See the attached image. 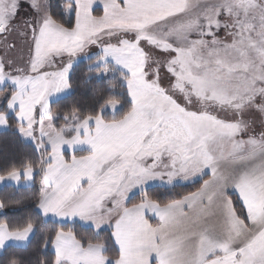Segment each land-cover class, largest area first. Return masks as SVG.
Returning <instances> with one entry per match:
<instances>
[{"label": "snow or ice", "instance_id": "6c2138e0", "mask_svg": "<svg viewBox=\"0 0 264 264\" xmlns=\"http://www.w3.org/2000/svg\"><path fill=\"white\" fill-rule=\"evenodd\" d=\"M30 6L28 67L0 60V128L14 118L38 157L0 183L38 174L40 189L33 215L0 220V264H25L7 254L33 242L37 264H264V131L244 138L250 116L264 120V0H68L69 26L50 0ZM20 7L0 0V34ZM80 62L89 81L115 83L61 125L52 98L72 93ZM197 178L179 199L149 194Z\"/></svg>", "mask_w": 264, "mask_h": 264}, {"label": "trees", "instance_id": "16d2710c", "mask_svg": "<svg viewBox=\"0 0 264 264\" xmlns=\"http://www.w3.org/2000/svg\"><path fill=\"white\" fill-rule=\"evenodd\" d=\"M53 5L52 11L54 17L66 26L74 23V14H69L65 10L67 6L66 0H50ZM64 14L61 15V12ZM97 14H101L98 10ZM87 64L84 62L78 63L77 70L72 77V93L68 95L67 99H59L58 102L51 104L53 113L60 117L57 120L58 124H63L62 117L68 114V110L72 105H77L85 112L90 111L95 104V101L102 95L111 94L109 89L111 83L109 79L102 81L92 79L88 80L89 73L86 71ZM114 92H121L123 89L117 87L113 89ZM4 95V93H0ZM10 128L6 131L0 132V174H3L6 170L11 169L13 166H20V164L27 160H35L38 157V153L34 151V145L25 143L20 135L14 131L16 122L14 118L9 120ZM79 154V153H78ZM207 176L203 177L206 179ZM40 175H36L32 185L30 187L14 188L12 186H4L0 188V201L5 204L4 209H0V220H7L10 223L21 222L29 215H33V210L39 197L40 189ZM203 179L195 181L193 184L175 185L174 187L165 188L162 186L149 187V194L156 198L162 199L167 202L171 199H179L190 192H195L203 183ZM238 210L242 205L238 201L237 197L230 194ZM140 196H134L131 198L129 206L132 203H138ZM48 227L56 226L54 221L51 220ZM80 234L88 237L90 232L85 229H79ZM107 238V232L101 233L100 239L105 240ZM43 249H38L36 243L33 242L31 247L27 251H21L18 249H10L7 255L11 256L15 252L18 256H22L25 259V264H37L38 260L44 259ZM48 258L51 259L53 252L49 248ZM111 254V253H110Z\"/></svg>", "mask_w": 264, "mask_h": 264}, {"label": "rangeland", "instance_id": "374dc122", "mask_svg": "<svg viewBox=\"0 0 264 264\" xmlns=\"http://www.w3.org/2000/svg\"><path fill=\"white\" fill-rule=\"evenodd\" d=\"M20 4L21 7L19 9V14L16 17L14 26L8 33L0 34V60H3L6 65L10 64V66L6 67V71L8 72H13L16 68H27L30 56L32 54L33 45H32L30 29L26 28L24 22L25 20H31L34 18V10L30 6V0H20ZM219 35L222 39L226 38V33L224 31H221ZM89 51L95 52L96 48L93 47ZM2 97L3 95H0V98ZM52 99L53 101H57L61 98L53 97ZM249 119L251 120V127L249 131L246 134H244V138H247L248 135H259L261 131H264V120H262L259 114H253L252 116L249 117ZM5 130L7 129L0 128V131H5ZM22 140L28 144L32 143L29 142L27 138H22ZM198 180L201 179L197 178L195 181ZM193 183L194 182L192 181H188V182L179 181L175 185L193 184ZM154 186L159 187L161 185L157 181L151 184L150 187H154ZM137 195L141 196V194L139 193H137L135 196Z\"/></svg>", "mask_w": 264, "mask_h": 264}, {"label": "crops", "instance_id": "0c3cea01", "mask_svg": "<svg viewBox=\"0 0 264 264\" xmlns=\"http://www.w3.org/2000/svg\"><path fill=\"white\" fill-rule=\"evenodd\" d=\"M67 2H68V0H66ZM101 13V12H100ZM74 23H75V18H74ZM74 23H73V25H74ZM6 131V130H5ZM0 132H3V131H0ZM210 177L209 176H207L206 177V179H209ZM33 182V181H32ZM32 182H29L28 184H24L23 182L21 183V186H15V184H14V182H7V183H0V188H2V187H4V186H12V187H14V188H21V187H30L31 185H32ZM229 194H233V195H235L236 197H237V199H238V193H236V192H233L232 190H229ZM238 201H239V199H238ZM240 202V201H239ZM241 203V202H240ZM54 218H49V220H53ZM54 221V220H53ZM151 222L152 223H156L157 221H156V219H152L151 220ZM51 249V248H50ZM52 251V250H51ZM53 252V251H52Z\"/></svg>", "mask_w": 264, "mask_h": 264}]
</instances>
